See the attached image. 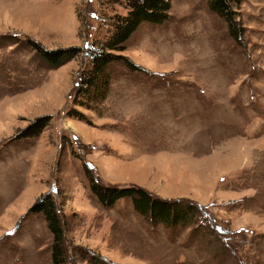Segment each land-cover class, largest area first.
Listing matches in <instances>:
<instances>
[{
    "label": "rangeland",
    "instance_id": "rangeland-1",
    "mask_svg": "<svg viewBox=\"0 0 264 264\" xmlns=\"http://www.w3.org/2000/svg\"><path fill=\"white\" fill-rule=\"evenodd\" d=\"M234 1L237 39L207 0H170L168 20L140 24L119 52L143 70L113 63L107 95L85 107L72 99L86 53L126 0H0V264H51L46 220L28 213L46 194L64 264H264V0ZM28 38L82 52L50 68ZM44 115L38 136L15 138ZM86 166L199 210L167 227L128 198L103 207Z\"/></svg>",
    "mask_w": 264,
    "mask_h": 264
},
{
    "label": "trees",
    "instance_id": "trees-1",
    "mask_svg": "<svg viewBox=\"0 0 264 264\" xmlns=\"http://www.w3.org/2000/svg\"><path fill=\"white\" fill-rule=\"evenodd\" d=\"M126 2L128 7L126 14L113 20L111 32L100 44L99 49L86 53L88 68L79 74V80L74 88L72 102L76 105L87 107L90 101L99 102L107 95L110 83L108 70L113 63L122 62L131 70H143L119 52L125 49L124 43L140 24L144 22L162 24L169 18L170 0H126ZM234 4V0H207L209 9L226 22L229 34L237 39L240 29L233 9ZM24 44L34 50L36 56L50 68L59 67L82 52L79 46L47 49L31 38L26 39ZM78 97L85 99L78 101ZM66 115L79 120L83 118V114L74 108L68 109ZM49 119L48 115L35 118L17 132L15 138L38 136L48 124ZM84 172L88 176L90 192L101 206L110 207L118 200L128 198L133 209L152 224H163L167 227L185 226L192 223L199 210L191 201L157 197L137 185L118 186L101 183L91 174L87 166ZM30 212L42 213L46 220L47 228L52 235L51 264H64L63 228L53 197L46 194L38 198L28 209V213Z\"/></svg>",
    "mask_w": 264,
    "mask_h": 264
}]
</instances>
